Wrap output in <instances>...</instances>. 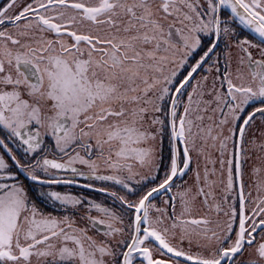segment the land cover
Listing matches in <instances>:
<instances>
[{
  "label": "snow or ice",
  "instance_id": "snow-or-ice-1",
  "mask_svg": "<svg viewBox=\"0 0 264 264\" xmlns=\"http://www.w3.org/2000/svg\"><path fill=\"white\" fill-rule=\"evenodd\" d=\"M0 264H264V0H0Z\"/></svg>",
  "mask_w": 264,
  "mask_h": 264
},
{
  "label": "rangeland",
  "instance_id": "rangeland-1",
  "mask_svg": "<svg viewBox=\"0 0 264 264\" xmlns=\"http://www.w3.org/2000/svg\"><path fill=\"white\" fill-rule=\"evenodd\" d=\"M255 194H256V193H255V190H253V195L255 196Z\"/></svg>",
  "mask_w": 264,
  "mask_h": 264
}]
</instances>
